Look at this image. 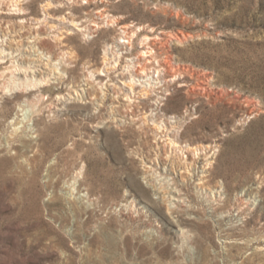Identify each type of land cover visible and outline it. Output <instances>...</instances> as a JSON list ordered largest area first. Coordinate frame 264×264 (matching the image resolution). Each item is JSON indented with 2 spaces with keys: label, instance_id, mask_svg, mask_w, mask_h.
I'll return each instance as SVG.
<instances>
[{
  "label": "rangeland",
  "instance_id": "obj_1",
  "mask_svg": "<svg viewBox=\"0 0 264 264\" xmlns=\"http://www.w3.org/2000/svg\"><path fill=\"white\" fill-rule=\"evenodd\" d=\"M46 2L54 17L36 33L50 35L45 48L75 58L67 65L70 82L51 86L41 101V134L21 99L0 98V264H264V0H69L70 9L21 0L27 10L10 15L7 49L17 46V19L34 24ZM62 14L68 19L59 20ZM70 17L102 26L68 33ZM55 33L66 36L64 44L53 42ZM27 35L18 43L23 49ZM143 49L152 50L145 56ZM105 51L121 57L106 64ZM14 58L2 57L0 84ZM130 59L136 78L150 73L162 85L114 107ZM90 70L98 86L116 81L105 101L97 89L77 97L69 88H79ZM201 78L208 79L202 90L193 87ZM60 92L75 97L64 101ZM155 116L176 141L203 144L215 160L196 184L201 150L176 147L175 162L187 159L190 171L175 164L170 174L191 210L169 206L167 192L147 177V156H166ZM82 164L83 177L72 184ZM216 189L224 198L213 209L204 196Z\"/></svg>",
  "mask_w": 264,
  "mask_h": 264
},
{
  "label": "bare ground",
  "instance_id": "obj_2",
  "mask_svg": "<svg viewBox=\"0 0 264 264\" xmlns=\"http://www.w3.org/2000/svg\"><path fill=\"white\" fill-rule=\"evenodd\" d=\"M9 1L11 2V4L7 5V0H0V63L2 61V57L6 56V55H10L11 57H16V58H14V60L12 59V64L10 65L12 67L9 69V76L6 79H4V81L0 84V98L4 97L5 94L8 93V94H14L15 99H18V100L21 99V101L19 102V107L21 108V106H28V108L33 112V114H34V125L36 127V131H38V134H41L42 126H40V125L42 124V120L39 117V114L41 113L40 111L42 109V108H40L41 101L45 98V93L50 90L51 86L59 87L64 83L70 82L69 75L66 74L68 72L67 65L72 63L73 59L75 58V54L73 51H68V50L63 52L61 55L52 52L51 50L45 48V43H46L45 39L49 38L50 35H46V34L40 35L39 33H36L35 27L42 25L45 21H47L48 17H50V16L54 17V15L50 11L46 10V9L50 8L49 6L52 4L51 2L44 3V9H45L44 15L41 18H35L36 21L33 22L34 24H31L32 22H29L27 24L28 19L25 18L24 16H20L17 19L16 22L21 25L19 27L21 30L18 29L17 30L18 32H16L17 35L19 36V38L13 39L15 42H17V46L13 50H11L10 47L7 49V38H8L6 36L7 27H8V25L11 26L12 24H14L12 22L10 15L25 14L26 10H27V6H24V5H22V3H20L21 0H9ZM56 1L58 2L59 6H61V7L67 6L68 9L71 8V4H67V2L69 0H56ZM85 2H87V1H85ZM72 3L73 4L76 3L75 0H72ZM5 9H7V10H5ZM67 12L69 14L71 13V15H72L71 11H67ZM99 16L102 17V14ZM111 16H112V14H111ZM58 19L59 20H65L68 18H67V16L62 14L61 17ZM107 20H109V18ZM4 24H5V26H4ZM68 24L70 26V27L66 28L68 33L72 32V29H74V28L78 29V30H83V32H85V33H92L94 31H96L94 26H97V27L102 26V24L100 25V23L94 19H89V22L84 24L80 20H76L74 17H70V19L68 20ZM120 27H123V29L121 30L122 32L126 31L125 30V28H126L125 24L124 25L122 24ZM33 29H34V31H32ZM25 32L29 33V35L26 36L27 37L26 42L28 44L26 45L25 49H23V46H19L18 43L21 41L22 34H24ZM127 32H125V34ZM65 37L66 36H64V35L63 36L60 35V33L59 34L55 33V35L53 36V40H54L53 42L57 46H60V44H64L63 38H65ZM149 37H150L149 35L145 34L146 39H149ZM179 39H180V37H179ZM122 40L123 39H120L119 42L117 40V43H120ZM146 47H150V46L147 44ZM118 49H122V48H117V50ZM23 50H26L27 52L25 53V51H23ZM151 50L152 49H143L142 55L147 56L148 52H151ZM120 57H121L120 51L113 52V53H111V55H109L107 51L104 52V62L106 64L107 63L112 64L114 61H118L120 59ZM146 60L150 61L148 59H146ZM136 64L137 63H135L131 59H130V62L126 64V66L128 68L127 69L128 70V76L127 77L126 76L121 77V78H126L125 80L121 81V82H123V84H125V86H126L125 90L126 91L122 92V94H123L122 96L120 95L122 98V99L121 98L120 99L125 100V102H121V100L118 99V97H119V94H118L113 98H116V100L118 102H120V104L119 105L118 104H115V105L112 104L114 107L120 106V105L123 106V105H125L124 103H126L128 105L131 104L135 100V98H133V96H135L136 93L143 95V97L145 98V97H150L151 93L155 91V87L161 88L162 84L160 83V80H158L159 78L156 79V78L152 77L150 73H145L144 78H142V80H141V78H139V79L136 78L137 76H135V74L132 71H129V70H134V71L137 70V68H135ZM8 68L9 67H7V70H8ZM100 69H102V67ZM171 69L174 70L175 68L171 67ZM165 70H166V67H165ZM3 71H5V70H3ZM143 71H145V70H143ZM1 72H0V77L3 74V73L1 74ZM93 74H94V72L92 70L88 71V73L86 74V76L84 78L85 81L82 82L81 84H78V85H81L79 88H73L71 85L69 86V88L71 89V91L76 92L75 95L77 97L78 96L80 97V95L82 96L83 95L82 93H87L88 92L87 90L89 88L97 89L100 93L99 97H101L105 101L108 98V94H109L108 90H110V89H108V86L116 84V81H110L109 83H107V81H104L101 85L98 86L97 84H98V82H100V80L95 82V79L93 80V77H92ZM100 74H103V73L101 72ZM155 79H156V81H154ZM110 80H113V79H110ZM203 82L207 83L208 79H206V80H204L202 78L198 79V81H196L195 86H193V87H197V88L202 90L205 88L204 86H201V83H203ZM180 85H187V82L186 83L184 82ZM138 86H140V88H138ZM112 89L114 90V87H112ZM81 91H83V92H81ZM166 93H170V92L168 91ZM29 95H31V97L28 98L27 96H29ZM67 95L68 96L66 97L61 92L59 95L57 94L58 98L59 99L62 98L64 101H67L69 98L74 99V97H75L74 93L72 95L69 92ZM118 109H120V108H118ZM111 111L114 112V111H117V109H114V110L111 109ZM149 111L151 113H147V114L148 115L151 114V116H153L154 113H153L152 107L149 109ZM146 116L147 115L144 116L145 119L147 118ZM196 116L197 115H195V117ZM150 119L153 120V124L156 126L157 132L158 131L159 132L165 131L163 133L161 132L162 134H159L157 139H159V141L163 142L161 138L164 137L167 140V142H164L162 144V146L164 147L166 156L162 157L159 153L160 151L159 152L154 151L155 156H152V155L147 156V159L150 160L151 164H146V167L149 168V170H148L149 172H150V170L152 171L149 175H147V177L153 178V180L150 181V184L152 182H156L160 185L159 187L156 186V189L157 190L163 189L160 191V193L167 192V194L162 195V196L165 197V199L167 197L170 200L169 206H172V207L175 206V210L179 211V210H181L182 207L186 208L188 210H191L192 205L187 202L188 198L186 197V193L178 185L175 177H173L170 174V170H173L175 164H178V165L181 164L182 166L186 167L185 168L186 170L190 171V167H189V164L187 162V159H183V161L181 163L175 162V156L177 153L176 147H179L178 150L180 153L185 149L190 150L192 153H198V149L201 150V152L203 154L201 159H203L205 161L200 166L202 170H201L199 177L197 178L198 180H197L196 184H201L203 181H205L204 179L207 176L206 175V173H207L206 168H209L210 167L209 165L212 164L213 162H215V160L211 157V155H210L211 153L208 154V152L206 150H204L203 144L196 146L194 144L191 145V144H187V143H183V142H178L175 139V134L173 133V131H171L170 128H169L170 130L167 131L166 126L162 123V121L159 120V117L155 116V119H154V117H152ZM120 120H126V119H120ZM154 120H155V122H156V120H158L161 123L160 124H158L159 122L155 123ZM178 121L179 120H172L171 122H173L174 124H170V125L173 127H177V126L180 127V124L178 125V123H179ZM43 127H44V125H43ZM160 128L162 130H160ZM170 133L172 134L171 136L169 135ZM172 136H174V137H172ZM176 136H178V135H176ZM156 147L159 150V143L157 144ZM165 147L169 148V153L166 152L167 148L165 149ZM207 147H210V146L207 145ZM193 164H194V162H193ZM83 168H84V164H82L81 166H79L78 168H76L74 170L73 175H72V178H73L72 184H76V182H78L79 179L83 177ZM193 168H197L196 164L193 165ZM153 185H154V183H153ZM223 192H224L223 189H216V190H213L211 192L212 196H210L209 193L208 194L206 193V195L204 196L205 202L208 204L209 207H212L213 209L216 208L218 206V204L221 203L220 200H222V198H224ZM202 201H204V200H202ZM246 202H247V204H252L255 201H254V199H251V201H250V199L247 198ZM122 205L128 207L127 203H122ZM187 216H188V214H187Z\"/></svg>",
  "mask_w": 264,
  "mask_h": 264
}]
</instances>
